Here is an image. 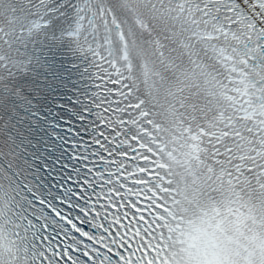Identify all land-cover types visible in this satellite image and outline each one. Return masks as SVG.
I'll use <instances>...</instances> for the list:
<instances>
[{
    "label": "snow or ice",
    "instance_id": "obj_1",
    "mask_svg": "<svg viewBox=\"0 0 264 264\" xmlns=\"http://www.w3.org/2000/svg\"><path fill=\"white\" fill-rule=\"evenodd\" d=\"M172 3L208 37L238 40L243 49L233 50L244 61L264 63V0ZM125 23L106 0H0V86L25 69L30 62L25 41L40 35L71 46L83 61L89 88L73 136L78 167L56 197L38 194L18 166L14 148L0 146V190L8 181L22 191L13 238L25 251L9 256L11 264H155L150 249L161 242L157 229L166 219L168 197L162 193L168 188L159 171L164 165L155 146L156 125L112 39L118 32L128 44L132 33ZM224 133L237 138L221 141L203 125L194 138L212 137L210 160L230 179L264 188V135L245 137L229 123Z\"/></svg>",
    "mask_w": 264,
    "mask_h": 264
}]
</instances>
